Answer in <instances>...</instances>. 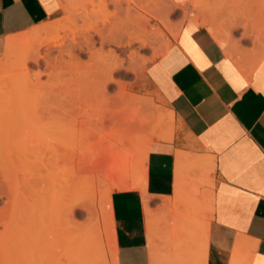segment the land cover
Wrapping results in <instances>:
<instances>
[{"label": "rangeland", "instance_id": "374dc122", "mask_svg": "<svg viewBox=\"0 0 264 264\" xmlns=\"http://www.w3.org/2000/svg\"><path fill=\"white\" fill-rule=\"evenodd\" d=\"M143 1L146 4L147 0H75L67 6L69 9H62L60 18L46 23H60L58 32L39 33L36 27L21 34L23 36L19 35L30 36L20 39L17 47L9 51L4 44L0 50V64L5 66L4 70L0 69V186H3L0 190H7L10 183V188L12 184L16 186L14 189L18 188V194L11 200V207L9 206L16 216L9 219L13 215L11 213L6 221L9 223L13 219L10 225H16L15 229L12 230L13 226L11 228V232L14 231L11 236L14 237H11V248L0 255V264H113L114 224L111 196L123 187L126 190H144L147 151L144 153L142 145L149 135H154L152 143L166 141L162 138L166 130L173 129V137L177 130L174 116L171 122L168 120L166 125H161L151 115L154 110V114H169L172 111L168 109L164 98L152 82L150 66L160 58L158 51L164 54L192 12L196 13L200 22L205 21L203 24L210 28L218 26L224 30L228 46L238 56V59H231L239 66L246 65L255 82L264 83V34L259 32L264 30V10L261 9L264 0H243L239 9L235 7L234 0H199L195 6H185L181 0H154L160 3L161 10L159 18L152 20V24L159 27L161 37L152 47H143L136 43L131 48L124 42L128 41L129 24L140 13L137 9L141 4L144 5ZM242 9L246 16L233 15L239 14ZM104 23L114 24L115 31L119 29L121 33L118 35L126 48H117L121 61L117 62L119 67L115 63L111 70L112 73L114 69L109 78L108 95L102 100L100 97H92L96 92L89 71L93 72L95 68L88 65L82 68L73 67L67 52L73 47V39L80 40L95 28H102ZM123 26L127 28L126 31ZM57 36L64 46L63 59H55L59 53L52 47L49 64L43 59L40 68L33 62L29 63L30 69H33L32 75L20 74L15 67L6 68L9 63L8 55L22 52L42 41L53 40ZM47 48H43L46 53ZM133 50L140 52L138 68H134L130 58ZM38 72L45 73L38 78ZM140 101L144 103L138 104ZM40 104L42 107L45 104L44 106L59 110L68 104L69 108L65 106L67 110L73 111V157L71 153L67 154L63 150L52 155H49L50 151H46L42 156L43 153L29 151L21 140L15 142L17 146L13 143L14 147L11 145L14 140L8 137L12 118L17 119L18 115L21 117L24 111L21 114L17 112L23 106L26 109H21L25 110L23 116L32 114L33 111L36 113L33 109L35 107L38 112ZM18 107L20 108L17 109ZM40 114L49 116L43 109ZM136 116L145 118L152 131L134 137V146L139 150L133 157H128L121 150V146H118L127 140H124V135L120 136L125 130L121 125ZM114 121L117 122L115 125L118 126V133L117 128L113 127ZM18 143L23 147L18 146ZM183 154L187 155L179 151L177 157ZM194 170L198 172V169ZM70 176H73V181L69 180ZM190 181L186 180L187 194L184 201H181L177 177L175 198L165 204L164 215L160 218L161 224L164 223L165 226L163 229L159 230V219L152 212L149 201L145 200L152 264H202L199 257L201 249L197 244L195 249H199L198 251L191 247L187 231L193 227L195 214L209 223L211 191L201 192L198 186H193L192 189ZM38 188L42 194L38 193ZM5 201L7 198L0 197V208L4 207ZM185 201L189 207L184 205ZM197 203L198 208H201L200 214L191 209ZM182 206L190 211L185 217L178 212ZM7 234L1 235L2 241H6L3 237H7ZM176 234L181 240L174 237ZM183 240L186 247L182 244Z\"/></svg>", "mask_w": 264, "mask_h": 264}, {"label": "crops", "instance_id": "0c3cea01", "mask_svg": "<svg viewBox=\"0 0 264 264\" xmlns=\"http://www.w3.org/2000/svg\"><path fill=\"white\" fill-rule=\"evenodd\" d=\"M61 1L0 0V50L8 38L60 18ZM181 1L195 6L194 0ZM164 53L149 73L177 130L172 140L150 145L144 190L111 196L113 264H152L145 200L163 229V207L176 194L179 151L214 160L203 174H185L192 189L211 191L205 264H264V83L243 73L249 68L231 59L195 12ZM178 212L190 213L184 206Z\"/></svg>", "mask_w": 264, "mask_h": 264}, {"label": "bare ground", "instance_id": "6f19581e", "mask_svg": "<svg viewBox=\"0 0 264 264\" xmlns=\"http://www.w3.org/2000/svg\"><path fill=\"white\" fill-rule=\"evenodd\" d=\"M73 1H75V0H73ZM73 1L72 0H62L61 1V8L64 10L67 9L68 8L67 6H69V4H72ZM242 1L243 0H234L235 7L239 9L241 7ZM143 2H144V5L141 4V6H138V9H137V12H140V13L137 15L136 19L134 21L130 22V24H129L128 31H127V35H128L127 40L128 41L124 42L129 47L131 46V48L136 43L141 44L143 47H152L156 42H158V40L161 37V32H160L159 27L157 25L152 24V20L159 18V11L161 10L160 3L156 2L154 0H147L146 4H145V1H143ZM193 2L196 5L199 2V0H194ZM261 9L264 10V4H262V3H261ZM244 14L246 16L245 10L242 9L241 12H239V14L236 13L233 15L238 17L239 15H244ZM195 19H196V21L198 20L197 18H195ZM262 20L264 21L263 17H262ZM201 22H202V20H201ZM203 23H205V21L202 22V24ZM104 24L105 25H102L103 26L102 28L97 29L94 27L95 29L92 33H86L80 40L73 39V41H72L73 47L70 45L72 48L69 49L67 52V56L70 59V64L73 67L75 66V67H81L82 68L83 66L88 65V66H92L93 68H95L93 72L89 71V75L93 80V83L95 86V92H96L95 95L92 97H94V98L100 97L101 99L105 98L108 95L107 94V87L109 86L108 85L109 84V78H110V75L114 71V69H113V71L111 73L112 68L114 67L115 63H116V67H117L118 66L117 62L119 60L121 61L120 56L117 53V50H118L117 48L120 46H121L120 48H122V46L125 47V44L123 45V40L118 35L119 33H121L120 31H118L119 29L117 30L118 31L117 32V31H115V29L113 27L114 24H110V23H108L109 25L106 23H104ZM256 24H257V22L254 23V26H256ZM116 26L118 27V25H116ZM125 26H126V24H125ZM125 26H123V27L125 28ZM246 26L248 28L249 24H247ZM60 27H61L60 23L59 24H56V23L46 24V25H42V26L38 27L37 32H39V33H42V32L49 33L51 31L58 32L60 30ZM255 28L257 29V27H255ZM126 29L127 28H125V31H126ZM211 30L213 31L214 36L225 47L227 54L233 59L235 57L238 59L237 54H234L232 52V50L230 49V47L228 46L229 43H228L227 37L225 36L224 30H221L220 28H218V26H217V28L211 27ZM263 31L264 30H261L259 32L261 34H264ZM124 33H126V32H124ZM28 36H30V35H27V36H24L21 38H11L10 37L6 40L5 45H6V47L9 48L8 50L10 51V49L17 47V44L21 41L20 39H25ZM122 38H124V37H122ZM121 40H122V42H121ZM60 42H61V40L57 36L53 40L42 41L41 43H39L37 45H33L30 48H28L22 52L10 54V55H8L9 63L7 64L6 68H10V67L14 68L15 67L16 72H19L20 74L26 73V75L29 76L31 71L33 70V69L31 70L29 67L30 62L35 63L38 66V68H40L41 59L48 62V64L50 63V61L52 59V56H51V48L52 47L59 53V55L57 57H55L56 60L64 58V56H63L64 55V51H63L64 46H63V43H60ZM45 47H48L47 53L43 51V48H45ZM160 52L161 51H158L157 54L161 57L163 54H161ZM139 53L140 52L137 50L131 51V54L129 53L130 58L133 60L134 68H138L137 65H138ZM3 67H5V66H2V64H0V69L4 70ZM116 67H115V69H116ZM241 69H243V67ZM43 73H45V72H38V73H36V76H38V78H40V76ZM243 73H245L247 75L248 73H251V72L249 70H247V71L243 70ZM12 74H13V72H12ZM32 74L33 73H31V75ZM111 77H113V76H111ZM113 79H114V77H113ZM254 82H255V79H254ZM137 103L142 104L144 102L140 101ZM40 105H39V107H40ZM44 105L45 104H43V107L41 105L40 109H39V107L37 108V109H39L38 112L35 109V107H34V109L32 107L30 110L33 109V110H35L36 113H34V111H33L32 114L28 113L27 116H23V115H25L24 112L26 110L24 108V106L22 108H20V107L17 108V109L20 108V110L21 109H25V110H21V111L18 110V112H17L18 114L19 113L21 114V112L24 111L22 113L23 115L21 114V117H20V115H18L17 119H15V117H13L14 119L12 118V122L10 121V124H11L10 126H12V127L10 129V127L8 126L9 130H10V136L8 134V136H9L8 138L14 140L13 142H11V145L13 146V144H15V142H18L21 140V142L25 146L28 147L29 151H33V152H37V153H41V154L43 153L42 156L46 153V151L47 152L50 151L51 154H49V155H52V153L54 154L55 152H58V151L60 153V151L63 150V152H66L67 154L71 153V155L73 157V154H72L73 153V138H74L73 137V122H74L73 111L70 109L67 110V108H69V106L67 107L68 104L65 105L67 108L63 105H62L63 106L62 108L59 107L60 110L57 108H54V107L52 108L50 106H44ZM33 106H34V103H33ZM42 109L45 112H47L49 114V116H46L45 114H43V115L40 114ZM153 109H155V107H153ZM154 111L152 112L153 114L151 113V115L153 117H156L158 119V122L161 125H166L168 120H170V122L173 120V114L172 113L160 114V112L159 113L157 112V114H154ZM117 122H119V120ZM117 122L114 121V122H112V124H114L113 127L117 128L116 132L118 133L119 132L118 126L115 125ZM119 123H118V125H119ZM143 123H144V125H143ZM125 124L124 125L120 124L121 126H124V128H125V130L122 131V133H120V136L124 135V137H123L124 140H126V139L127 140L125 143H121L118 146H119V148L121 146V150L124 151L123 153L125 155H127L128 157H133L135 155L136 151L139 150V149L136 150V148L134 146V143H135L134 137L146 135L147 131H152V130L149 127V123L146 122L145 118H141V117H137V116L131 117L129 120H127V122ZM101 125L104 127V123L101 122ZM170 129H171V127H170ZM112 130H113V128H112ZM114 131H115V129H114ZM172 137H173V129L172 130L167 129L165 135L162 138H164L167 141H170V140H172ZM161 140H163V139H161ZM152 141H154V135L153 134L149 135L148 139L142 145L143 146L142 149H145L144 153H146V151H147V157L149 156L148 153H149V149H150V145L152 144ZM19 143H18V146L23 147ZM8 146H10V143ZM14 146H17V144H15ZM71 155H70V157H71ZM59 156H61V155H59ZM38 159H40V158H38ZM59 160H60V158H59ZM147 160H148V158H147ZM45 161H47V160H45ZM143 161H145V160H143ZM201 161H203V163ZM44 164H46V163H44ZM41 167H43V166H41ZM213 167H214V160L212 158L202 159L200 157L187 156L184 154L181 156H178V158H177V177H178V182H179V192L181 195V201H184V197L187 194L185 174H187L191 169H194V168L198 169V172L203 174L205 168L210 169ZM38 168H39V166H38ZM194 171H196V170H194ZM145 177H147V176H145ZM69 180L73 181V176H70ZM147 183H148V181H147ZM202 183H205V180H203ZM6 184H7V181H6ZM10 184H9V188L7 190L6 189L0 190V197L1 198H7V201H5V205H3L4 207L0 208V228L1 229L4 228L0 231V255H2V253L6 249L8 250L9 248H11V245H12V242H11L12 238L11 237H14V236H11L14 231L13 232H11V231L13 229H15V227H16V225L15 226L12 225L14 227V228H12V226L10 225V222L13 219L9 220V223H6V221L8 220V215H10L11 213L13 214V215L9 216L10 217L9 219H11L15 215V213H14L15 211L11 212L9 209V206L11 204V200L16 196V194H18V191H16V189L18 190V188L14 189L13 187H16V186H14V184H12L13 186L11 185L12 187L10 188ZM39 185L37 184V186H39ZM2 187L0 186V189ZM147 187H148V185H147ZM39 188H38V193L42 194V192H41L42 189L40 188L41 190H39ZM121 190H126V188L123 187V188H121ZM145 190H147V189H145ZM151 200H153V199H151ZM186 201L184 202V205L187 207L188 201L187 202ZM177 202H179V200H177ZM209 204H210V207L212 208V200ZM191 209H193V211H195L199 214L201 212L200 211L201 208H198V203L195 205L193 204V206H191ZM195 215L196 216H193V218H194L193 219L194 220L193 221V227L187 231L188 238L190 240V243L192 244L191 245L192 248L195 249V247L197 246L201 249V256H199L200 254H198V256L201 257L200 258L201 260L200 259L199 260L201 261L202 264H205L207 254H208V252H206V251H208V249H207L208 243L207 242L209 240L208 235L210 233L209 232L210 227H209V223H207L206 220L203 219V217L199 216L198 214H195ZM13 224H15V223H13ZM9 227H10V229H9ZM11 228H12V230H11ZM3 233L4 234L8 233L7 237H3V238H6V241L3 240L4 242L2 241V237H1V235ZM4 236H6V235H4ZM174 237L177 238V234ZM177 239L181 240L179 238H177ZM184 241L185 240H183L182 244L184 243ZM184 244L186 247V242ZM184 244H183V246H184ZM188 245H190V244H188ZM198 250H196V251H198ZM234 253H235V256H233V258L236 257V252H234ZM233 261H234V259H233ZM233 261H232V263L235 264L236 259L234 262ZM185 264H187V263H185Z\"/></svg>", "mask_w": 264, "mask_h": 264}]
</instances>
